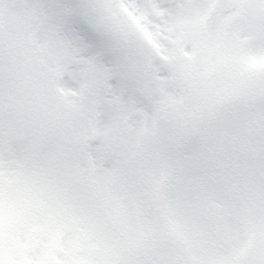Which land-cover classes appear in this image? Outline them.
Masks as SVG:
<instances>
[{
  "label": "snow or ice",
  "instance_id": "obj_1",
  "mask_svg": "<svg viewBox=\"0 0 264 264\" xmlns=\"http://www.w3.org/2000/svg\"><path fill=\"white\" fill-rule=\"evenodd\" d=\"M0 264H264V0H0Z\"/></svg>",
  "mask_w": 264,
  "mask_h": 264
}]
</instances>
